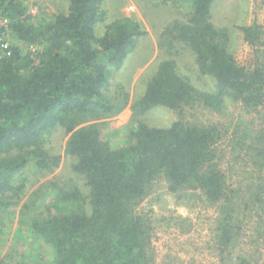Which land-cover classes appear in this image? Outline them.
Masks as SVG:
<instances>
[{
  "label": "trees",
  "instance_id": "trees-1",
  "mask_svg": "<svg viewBox=\"0 0 264 264\" xmlns=\"http://www.w3.org/2000/svg\"><path fill=\"white\" fill-rule=\"evenodd\" d=\"M67 1L65 13L36 25L21 0H0V13L8 18L14 39L44 44L32 57L13 44L11 54L0 57V234L3 214L12 198L20 197L14 176L30 159L47 172L59 164L60 156H48L43 143L61 126L68 135L64 151L74 159L73 169L83 176L87 192L82 196L76 187L65 189L60 200H71L74 209L31 219L30 234L52 253L49 264H153L149 220L136 207L160 179L171 192L198 190L206 201L218 204L210 234L220 256H232L255 206L263 224L259 237L264 235V64L247 67L235 60L227 29L212 21L215 0H191L188 21L164 32L170 42L189 47L199 71L213 79V89L196 86L170 58L136 103L141 113L156 105L181 111L202 105L226 113L227 104L235 101L258 113L261 128L254 131L255 145H242L246 155L252 151L258 159L254 189L244 196L240 186L231 185L232 175L219 167L222 133L214 124L183 118L169 126L138 121L127 142L117 146L99 123L83 125L120 111L112 94H123L126 104L128 93L120 82L111 95L108 85L112 70L125 63L145 31L129 18H120L98 34L105 19L103 0ZM239 28L251 47L264 44V25ZM242 254L237 255L240 264H252Z\"/></svg>",
  "mask_w": 264,
  "mask_h": 264
},
{
  "label": "rangeland",
  "instance_id": "rangeland-1",
  "mask_svg": "<svg viewBox=\"0 0 264 264\" xmlns=\"http://www.w3.org/2000/svg\"><path fill=\"white\" fill-rule=\"evenodd\" d=\"M21 2L26 5L31 22L36 25L54 18L53 14L68 10L67 0ZM191 5V0H103L105 19L98 25V34H103L107 24L120 18H129L145 32L137 39L125 63L112 70V84L108 85V94L111 95L114 84L120 82L119 85L128 93L126 104L122 102L123 94H112L120 111L102 119H88L83 125L99 123L102 133L113 146H117L127 142L138 121L154 126H169L183 118L196 124H214L222 133L217 145L219 167L232 175L231 185L234 188L240 186L244 196L248 190L254 189L258 174V167L254 163L258 159L252 151L246 155L242 145H255L254 131L261 128L258 113L246 111L235 101L227 102L226 113L202 105L182 111L156 105L143 113L137 107L136 102L143 95L147 82L158 72L165 59H173L178 72L190 77L196 86L213 89V79L199 71L189 47L181 42H170L168 34L165 37L167 28L188 21ZM212 7V21L216 26L227 29L230 35L229 48L235 60L247 67L257 62L264 64V44L251 47L239 28L253 23L264 25V0H215ZM0 21L6 22L10 44L18 46L22 54L32 57L43 49L44 44L39 42L15 40L8 26V18L1 13ZM262 31L264 41V28ZM67 138L64 128L58 126L44 140L46 154L60 156L59 164L53 171L40 170L30 159L26 167L14 176L12 182L21 187V192L19 199L12 198L2 217L4 225L0 234V264H18L21 261L23 264L51 263V251L30 234L31 219L61 215L74 209L71 200H60L65 189L76 187L82 196L87 192L83 176L73 169L74 159L64 151ZM247 174L251 177L244 179ZM136 209L149 220L153 264H240L242 259L237 255L242 253L252 264H264V235L259 237L263 233V224L261 226L262 218L256 206L253 214L246 218L248 223L243 228V237L234 245L230 258L220 256L211 240L210 231L215 223L218 204L206 201L198 190L191 192L188 189L180 195L169 191L160 179L141 199Z\"/></svg>",
  "mask_w": 264,
  "mask_h": 264
},
{
  "label": "built area",
  "instance_id": "built-area-1",
  "mask_svg": "<svg viewBox=\"0 0 264 264\" xmlns=\"http://www.w3.org/2000/svg\"><path fill=\"white\" fill-rule=\"evenodd\" d=\"M9 35L6 22L0 21V57L4 55H10L11 51L9 47L11 46L9 42Z\"/></svg>",
  "mask_w": 264,
  "mask_h": 264
}]
</instances>
